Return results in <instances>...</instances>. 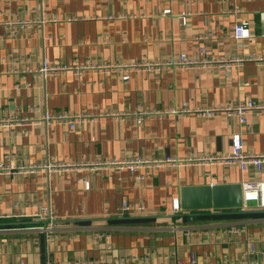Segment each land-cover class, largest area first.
Masks as SVG:
<instances>
[{"label":"crops","instance_id":"obj_1","mask_svg":"<svg viewBox=\"0 0 264 264\" xmlns=\"http://www.w3.org/2000/svg\"><path fill=\"white\" fill-rule=\"evenodd\" d=\"M180 54L198 65H164ZM143 62L161 67L126 68ZM44 63L70 68L44 77ZM246 99L264 105V0H0V119H23L0 126V162L36 167L0 174V264H264L256 202L173 212L184 186L264 181V168L169 162L230 154L238 133L264 153V110L246 126L198 113ZM61 112L88 118L44 120Z\"/></svg>","mask_w":264,"mask_h":264},{"label":"built area","instance_id":"obj_2","mask_svg":"<svg viewBox=\"0 0 264 264\" xmlns=\"http://www.w3.org/2000/svg\"><path fill=\"white\" fill-rule=\"evenodd\" d=\"M187 16L185 14H182L181 21L183 24L186 23ZM30 21H21L19 22L20 25H26L29 24ZM234 37L236 39H245L251 37L250 30L245 27L244 25H237L234 29ZM210 61H206V63H209ZM164 65L167 67L173 68V69H189L193 68L198 65V62L196 60H192L188 58L186 54H180L168 62H166ZM89 66H76L74 69L76 71L86 69ZM153 67H161L160 64H154V63H147L143 62L141 64H133L130 66H126L128 69H144L148 68L151 69ZM70 67L67 66H49L48 64L44 63L41 66V69L39 70V73L41 76H46L47 74H53L58 73L59 71H64L66 69H69ZM257 110H264V105L256 103L252 100L246 99V100H240L236 104L233 105H227L223 108H217V109H211V110H205V111H199L198 113H207V114H214L217 112H223L227 116H236L238 117L239 123L241 126L247 125V115L250 112L257 111ZM189 112L187 108H183L181 110H177L176 113H186ZM141 115H149V113L145 112ZM88 116L86 114H75L70 115L64 112L56 113V114H50L46 113L44 116V120L48 125L52 124H64L67 125L70 129H76L77 125L81 122H83L85 119H87ZM23 121V119L20 118H14L9 117L7 119H0V126H13V125H19V123ZM142 121V117L138 118V122ZM10 158L6 157L5 160L0 162V174L5 175H12L16 173H27V172H33L36 167L34 166H12L10 163ZM170 163H209V164H235L240 167L242 171H246L249 168H254L256 171H262L264 168V153L261 154H254L246 152L244 149V143L242 139V134H234L232 137V152L230 154L225 155H205L203 157H200L198 159H187V160H169ZM145 162L143 161H137V162H128L129 168L131 170H134V168L137 165L143 164ZM50 167V166H48ZM88 187V186H87ZM242 196H243V206L246 208L248 204L252 202H256L258 204V207L260 209H264V181L259 182H245L242 184ZM181 210L179 200H176L173 203V212L177 213ZM122 212H141L143 211V208L137 207L134 205H130L127 202H124L121 208ZM36 218L43 219L46 221H49L50 223L55 221V216L51 210L48 208H42L39 212L35 214ZM109 249H111V246H108ZM183 264V263H179ZM190 264H197L196 259L191 256V262Z\"/></svg>","mask_w":264,"mask_h":264},{"label":"water","instance_id":"obj_3","mask_svg":"<svg viewBox=\"0 0 264 264\" xmlns=\"http://www.w3.org/2000/svg\"><path fill=\"white\" fill-rule=\"evenodd\" d=\"M179 199L181 208L189 212L228 210L236 213L244 208L241 184L184 186Z\"/></svg>","mask_w":264,"mask_h":264}]
</instances>
